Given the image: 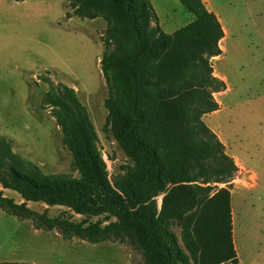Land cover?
I'll return each mask as SVG.
<instances>
[{
  "label": "trees",
  "instance_id": "obj_1",
  "mask_svg": "<svg viewBox=\"0 0 264 264\" xmlns=\"http://www.w3.org/2000/svg\"><path fill=\"white\" fill-rule=\"evenodd\" d=\"M180 1L192 19L168 33L152 25L158 18L150 0H69L74 14L108 20L100 59L108 88L105 130L133 164L111 181L87 107L73 87L45 77L50 85L42 107L51 109L79 176L44 172L0 134V184L23 199L18 203L0 190L1 209L38 229H57L64 239H128L143 264H240L232 193L219 186L231 184L239 167L203 119L219 109L213 93L226 88L211 62L222 53L225 32L203 0ZM28 201L64 205L83 218L51 217ZM173 222L181 226V243Z\"/></svg>",
  "mask_w": 264,
  "mask_h": 264
},
{
  "label": "rangeland",
  "instance_id": "obj_2",
  "mask_svg": "<svg viewBox=\"0 0 264 264\" xmlns=\"http://www.w3.org/2000/svg\"><path fill=\"white\" fill-rule=\"evenodd\" d=\"M165 32L192 19L180 0H150ZM228 33L220 40L222 53L212 57L213 73L226 88L214 92L219 109L203 116L225 143L239 170L230 189L233 237L240 264H264V0H208ZM71 12V17L66 12ZM108 20L99 15L74 14L69 0H0V134L14 150L47 173L79 176L73 155L62 142V132L42 107V96L53 84L73 87L87 107L114 181L132 165L121 145L106 131L108 88L100 69L106 48ZM0 190L16 202L12 189ZM163 195L157 197L160 208ZM51 217L81 220L64 205L28 201ZM94 217L92 220H96ZM180 239L181 226L171 224ZM0 261L32 264H143L142 252L128 239L91 243L79 237L64 239L57 229L36 228L34 221L0 208Z\"/></svg>",
  "mask_w": 264,
  "mask_h": 264
},
{
  "label": "crops",
  "instance_id": "obj_3",
  "mask_svg": "<svg viewBox=\"0 0 264 264\" xmlns=\"http://www.w3.org/2000/svg\"><path fill=\"white\" fill-rule=\"evenodd\" d=\"M204 2H205V4H206V6L209 8V2H208V0H203ZM209 10H212L211 8H209ZM213 11V10H212ZM214 12V11H213ZM218 16V15H217ZM218 18H219V20L221 21V18L218 16ZM223 29H224V32H225V34L226 33H228V30H226V28L224 27V25H223ZM220 47H221V44H220ZM225 144V143H224ZM234 238V237H233ZM234 244H235V242H234ZM240 261V260H239Z\"/></svg>",
  "mask_w": 264,
  "mask_h": 264
}]
</instances>
